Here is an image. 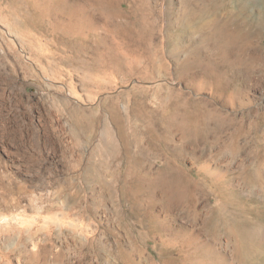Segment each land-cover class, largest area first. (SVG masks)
<instances>
[{"label": "bare ground", "instance_id": "bare-ground-1", "mask_svg": "<svg viewBox=\"0 0 264 264\" xmlns=\"http://www.w3.org/2000/svg\"><path fill=\"white\" fill-rule=\"evenodd\" d=\"M10 1L11 11L27 14L29 26L42 24L40 19L51 9L62 13L64 20L58 19V24L64 28L65 46H76L78 56L89 48L88 40L94 34L97 48L90 61L97 70L107 63L110 68L125 65L130 72L138 71L141 63L143 68L154 65L157 16L145 0H129L133 3L125 7L127 0H52V5L49 0ZM186 1L185 17L193 27L189 32L193 37L186 44L182 41L187 33L182 25L175 35L166 30L169 38L164 40L177 56L186 55L179 61L185 73L208 81L212 92L232 104L242 91L236 69L246 62L251 44L252 0ZM261 5L264 8L263 1ZM166 8L160 12L163 22L174 15L171 2ZM93 11L104 21L105 38L97 35L101 28L96 26ZM259 16L262 28L264 13L260 11ZM174 21L170 19L168 25ZM196 38L197 44L193 42ZM146 72L142 79H147ZM146 88L133 97L123 115L114 104L110 107L99 133L105 138V149H100L99 159L87 160L84 171L85 177L114 200L112 219L125 241L118 236L105 239L99 226L92 229L86 223L85 214L79 212L71 219L65 210L72 208L56 191L49 202L60 204L55 207L60 212L51 204L33 206L36 201L30 198L27 214L24 207H10L4 199L0 202V264H10L9 248L19 254L17 264H264V111H255L253 117L239 122L209 101L185 98L177 99L169 111L154 112L143 101ZM93 124L89 122L90 127ZM188 142L209 148L208 156L195 161L192 168L182 163ZM243 151L245 156H241ZM51 156L58 166L62 164ZM55 236L65 244L78 238L82 253H65L69 243L64 252L52 244Z\"/></svg>", "mask_w": 264, "mask_h": 264}, {"label": "rangeland", "instance_id": "rangeland-1", "mask_svg": "<svg viewBox=\"0 0 264 264\" xmlns=\"http://www.w3.org/2000/svg\"><path fill=\"white\" fill-rule=\"evenodd\" d=\"M49 1L52 5V0ZM145 1L151 8L153 7L154 18L155 15L157 16V30L154 32L155 36L153 34V48L156 49L157 56L153 68L150 67L152 69L143 68L144 64L141 63L138 71L130 72L128 67L125 65L122 67L119 64L115 66L112 64L110 68L111 63L109 65L107 63L103 67L104 70L103 68L97 70L93 66V61L90 60L95 58L97 48L94 34H89L92 36L91 38L89 36V48L82 56L76 54V46L71 48L66 45L67 48H65L64 28L58 24L60 18L61 21L64 20L62 13L51 9L40 19L42 24L29 26L25 22L27 14L24 11L16 12L14 9L11 11V1L0 0V24L2 25H0V202L6 199L10 207L14 205L17 208L21 206L19 209L24 207L29 214L28 199H32L30 202L36 201L34 205L31 203L33 206H39V203L52 205L49 198L52 197L53 191H56L63 200L65 199L64 204L72 208L71 212L65 210L71 214V219H74V214L79 212L85 214L86 223H89L92 229L99 226L105 239L112 241L118 236L117 238L125 241L124 233L122 234L117 227V222L112 219L115 214L112 211L115 202L110 199L111 195L103 190V192L100 191L94 180L85 177L84 173L89 162L94 158L99 159L101 150L105 149L103 148L105 138L99 133L106 124L105 118L109 115L113 104L123 115L131 108L134 102L133 97L147 87L146 94L142 98L145 103L147 102L148 108L154 112L169 111L177 99L185 98L209 101L214 108L230 114L239 122L253 117L255 111H264V25L261 28L258 23L259 12L264 13L261 5L264 0H252L251 44L244 57L246 62L236 69L239 79L243 81H241L242 91L236 95L232 104L226 97L221 98L212 92L208 87V81H202L193 77L192 74L185 73L182 70L181 60L185 59L186 55L180 53L181 55L177 56L171 51L170 42L164 40L166 37L169 38L170 32L173 35L179 33V27L182 25L187 28L186 36L182 41L186 44L188 37H193L189 33L193 31V27L189 25L185 17L187 1ZM8 2L10 6L7 5ZM169 2L174 7V15L166 20L167 22L165 21V25L160 12L163 8L167 9ZM130 3L133 2L124 1V7L130 6ZM239 11L240 7H237L236 13ZM175 12H178V15ZM92 13L94 17L98 15L97 11ZM96 18V26L99 24L101 29L98 32H100L105 24L100 16ZM170 19L171 21L179 20L172 22L173 25H168ZM107 25L110 26V23L108 22ZM176 25H178L177 28ZM102 32L105 31L97 35L105 38L107 33ZM162 40L168 42H166L167 46L165 42V45L162 43ZM193 42L197 44L199 39L196 38ZM202 54L204 55L203 52ZM88 61L91 63L88 64ZM105 69L108 70L102 75L101 72ZM111 70L113 71L110 73ZM144 71H147V79H142ZM199 71L201 70H197ZM133 73L136 75H132ZM92 121L94 124L90 127L89 122ZM187 145L182 161L187 168H192L195 161H202L209 154V148L201 142H188ZM51 155H55L56 160L62 164L58 166ZM245 155L246 152L243 151L241 156ZM2 206L5 205L2 204ZM52 206L55 211H61V208L56 209L60 204L53 203ZM81 208L86 210V213ZM100 229L99 233H101ZM98 232L94 233L95 237H98ZM74 239L75 242L68 240L65 244L62 243V238L55 236L52 244L59 246L65 252L69 243L70 250L65 253L70 251V254L78 255L82 252L78 242L76 244L78 238ZM13 251L9 248L6 253L10 264H17L19 254ZM89 252L94 254L93 250ZM88 253L86 255L92 254ZM100 254L104 256L103 250Z\"/></svg>", "mask_w": 264, "mask_h": 264}]
</instances>
